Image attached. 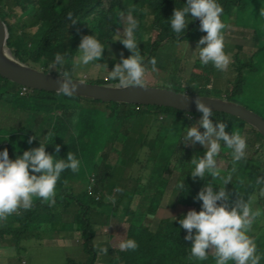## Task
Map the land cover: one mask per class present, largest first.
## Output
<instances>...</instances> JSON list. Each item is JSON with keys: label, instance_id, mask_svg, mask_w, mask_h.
<instances>
[{"label": "trees", "instance_id": "obj_1", "mask_svg": "<svg viewBox=\"0 0 264 264\" xmlns=\"http://www.w3.org/2000/svg\"><path fill=\"white\" fill-rule=\"evenodd\" d=\"M210 3L189 14L186 0H0V16L9 29L8 44L22 61L74 78L69 64L88 42L94 63H102L98 58L113 40L117 12L126 7L133 21L127 44L131 53L111 63V72L125 74L83 79L105 83L126 78L129 83L164 86L146 77L163 40L166 48L189 37L202 42L212 31V44L201 46L208 57L197 58L195 65L202 68L205 59L202 73L219 75L213 58L224 36L216 26L217 13L226 14L228 22L234 19L253 29L249 51L238 46L233 55V77L223 88H211L208 78L197 83L201 74L194 70L187 85L180 81L167 87L226 96L249 108L247 93L258 99L264 94L259 84L264 72V0ZM143 30L149 34L139 44ZM152 31L158 35L151 42ZM166 54L161 67L174 57ZM7 82L16 85L0 75V101L29 102L32 109L16 108L35 122L29 137L21 138L28 131L25 126L0 128L6 133L0 132V196L19 200L0 202V246L9 241L19 254L27 239L74 230L80 232L87 260L67 257L63 264H100L97 258L103 253L111 255L105 264H264V160L247 154L252 150L264 156V136L256 128L222 111L104 102L29 87L8 96L12 89L6 91ZM94 115L110 125L103 143L87 149L88 140L80 134L94 129ZM45 124L47 136L41 142L36 135ZM32 139L39 143L36 148L28 147ZM28 153L35 158L33 167L46 177L34 199L19 190L17 180L1 177L10 163L16 165ZM253 209H258L256 217L250 214ZM118 212L121 218L110 243L97 247L93 216L105 214L97 222L108 225Z\"/></svg>", "mask_w": 264, "mask_h": 264}, {"label": "rangeland", "instance_id": "obj_2", "mask_svg": "<svg viewBox=\"0 0 264 264\" xmlns=\"http://www.w3.org/2000/svg\"><path fill=\"white\" fill-rule=\"evenodd\" d=\"M205 3L206 0H191L190 9L188 10L189 14L199 11L205 5ZM227 19L228 17L226 14H220L219 22H217L219 24L216 25L217 27H219L220 33L224 36L221 42L223 44L221 47V51H219L216 58H213V61L216 63L219 75H214L212 71H204L202 73V68L207 65L205 59L208 57V52H204V50L201 49V46H210V44H212V31H208L206 33L205 39H203L202 42L194 39L193 37H189L188 39L182 40L174 47L166 48V44H163L166 42L163 40L159 44V47H161V51L157 52L158 55L156 57V60L154 61V68L151 73H147L146 75L148 82L160 83L164 85L163 87L178 84L180 83V81L183 85H187V78L195 70L201 74V77L197 83H203L205 79L208 78L211 80L210 84H208V87L223 88L227 83V79L233 77L234 75V73L232 72L234 66L231 69V65L233 63V55L237 53L238 46H242L244 51H249V45L251 43L249 34L250 31L253 30L252 28L236 24L234 19H232L233 22H230L229 20V23ZM148 22L149 21H147V23ZM117 24L118 27L115 30L113 40L108 44V46H106L105 50L100 54L98 58V60H102V63H94L93 56L88 52V50L93 48V45L90 42L85 44V47L88 50L84 49L79 51L73 63L69 64V69H72V75L74 76V78L80 77L83 79L87 78L88 76L91 77L94 75L103 76L105 77V79L112 76V78L121 77V73L123 71L111 72L113 70V66L111 65V63L113 61L118 63L125 53H131V47L127 46V44L130 45L129 38L133 35L130 29L133 26L132 13L130 9L124 7L117 12ZM148 34V30H143L142 36L144 37V39H139V44L147 40ZM157 35V31L151 32V42ZM100 49L101 47H98L96 51ZM137 50L141 49L137 48ZM166 52L167 54H174V57L170 61L169 65H164V67H161L160 65L162 64L161 62ZM197 58H205L202 68L195 65V61ZM123 74L125 73L123 72ZM261 74L263 75V77H261L259 84L261 86H264V72H262ZM13 86L15 87L14 90ZM6 89V91L12 89V93L8 96H11L15 93H20V91L23 90L21 85H15L12 83L10 84L8 82L6 85ZM245 97V103L249 105V109L255 111L264 118V94L260 99H258L255 93H247ZM241 104L246 106L243 103ZM30 105L31 104L29 102L22 105L16 101H13L11 98L0 101V128L9 127V129H11L19 126H25L29 132L25 131L24 133H22L21 138L31 136L30 134L32 132V125L35 122L34 116L32 118L28 117L26 114L27 111H25L24 109L16 108V106H24L32 109ZM103 107L104 106L93 108L102 109ZM17 109H19V111ZM93 119L96 121L94 129L84 131L80 134L83 138H86L88 140L87 149L92 148V146H100L103 143L104 139L106 138V131L108 130L110 125L106 118L102 119V117L99 115H94ZM38 120H40V118ZM78 128H80V126H78ZM47 129L48 124H45V126H42L39 129L36 135L41 142L47 136V134H45ZM0 132L2 135H6L5 131ZM201 141L202 140L198 139V142ZM17 142H13V144L15 147L19 148L20 145L18 144V146ZM31 142H33V144ZM31 142L28 144L29 148H36L39 144L33 139ZM247 152L249 156L257 157L261 161L264 160V156L261 157L259 155V151L255 152L252 150H248ZM34 160L35 158L33 154L28 153L25 158L23 157V159H19L16 165L10 163L6 174H1V177H11L12 182L17 180V183L20 187L19 190L22 192H26V194L31 199L39 198L42 188L46 182V177L41 172H39L38 167H33ZM17 166H20L18 170L16 168ZM174 179L175 176L172 178V181H174ZM5 189H10V186L7 185ZM7 194L11 193L8 192ZM6 198H8L7 203L10 204H16L19 202L18 199H12V197L10 196L2 199L0 196V202H4ZM122 206L123 205H121L120 208H122ZM162 209L163 207L159 208V210ZM256 210L258 209H253V212L250 213L253 217H256L257 215ZM250 214L249 217L251 218ZM116 215L118 217H112V221L108 225H105L99 221L97 222V220L102 219L105 214H97L93 216L92 221L94 223V229L96 230V235L93 238V242L97 247L104 244L108 245L110 243V238L118 229V220L119 218H121V213L118 212V214ZM151 219V217L147 218V220L149 221ZM50 237L51 236L49 234L45 233L43 237L35 236L25 240V242L22 243L23 247L21 248L19 254L8 241L6 245L0 246V264H5L6 261L7 264H63L64 262H66L65 260L67 259V257L77 262H85L87 260V254L83 249L80 232H76L74 230L63 231L60 234L54 233L53 238ZM110 256L111 255H109L108 253L100 254L97 258V262L100 264H105L109 260ZM242 263H244V260H242Z\"/></svg>", "mask_w": 264, "mask_h": 264}, {"label": "water", "instance_id": "obj_3", "mask_svg": "<svg viewBox=\"0 0 264 264\" xmlns=\"http://www.w3.org/2000/svg\"><path fill=\"white\" fill-rule=\"evenodd\" d=\"M9 29L0 16V75L11 82L56 92H71L92 100L170 106L185 111H222L239 117L264 136V118L226 96L191 94L163 86L129 83L126 78L105 83L87 82L62 74L46 72L22 61L8 44Z\"/></svg>", "mask_w": 264, "mask_h": 264}, {"label": "clouds", "instance_id": "obj_4", "mask_svg": "<svg viewBox=\"0 0 264 264\" xmlns=\"http://www.w3.org/2000/svg\"><path fill=\"white\" fill-rule=\"evenodd\" d=\"M186 2L187 3H189L190 4V2H191V0H186ZM211 3H210V0H206V3H205V5L201 8V9H206L209 5H210ZM198 12V11H197ZM221 13H217V16H218V18H219V15H220ZM219 22V21H218ZM230 23V22H229ZM223 35V34H222ZM22 89H23V87H22ZM2 199V198H1Z\"/></svg>", "mask_w": 264, "mask_h": 264}, {"label": "built area", "instance_id": "obj_5", "mask_svg": "<svg viewBox=\"0 0 264 264\" xmlns=\"http://www.w3.org/2000/svg\"><path fill=\"white\" fill-rule=\"evenodd\" d=\"M23 90H27V87L26 86H23Z\"/></svg>", "mask_w": 264, "mask_h": 264}]
</instances>
